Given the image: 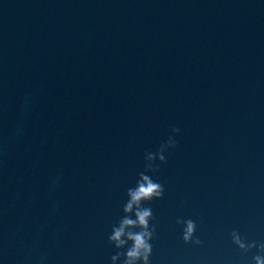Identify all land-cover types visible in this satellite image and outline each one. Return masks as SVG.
<instances>
[{"label": "water", "instance_id": "water-1", "mask_svg": "<svg viewBox=\"0 0 264 264\" xmlns=\"http://www.w3.org/2000/svg\"><path fill=\"white\" fill-rule=\"evenodd\" d=\"M172 127L150 264H254L230 233L264 241V0H0V264H111Z\"/></svg>", "mask_w": 264, "mask_h": 264}, {"label": "clouds", "instance_id": "clouds-1", "mask_svg": "<svg viewBox=\"0 0 264 264\" xmlns=\"http://www.w3.org/2000/svg\"><path fill=\"white\" fill-rule=\"evenodd\" d=\"M180 129L171 128L172 135L161 143L155 153L146 151L144 154V171L138 174L135 187H130L126 191L127 200L123 205L124 215L111 227V232L107 237L108 243L113 245L117 251L110 257L111 264H150L152 253L151 241L155 237L156 225L150 224L154 216L150 207L145 206V202L154 199H160L164 193V187L161 183L153 180L152 176L147 174L155 172L159 165L166 163L165 152L174 149L177 141L174 138L179 134ZM134 216V218H132ZM177 224H182L181 239L185 244L202 245L203 241L196 237V223L192 219L177 218ZM231 241L242 252H248L255 248L257 254L252 256L254 264H264V241L245 242V239L237 230L230 233ZM124 249V251H119ZM123 257V259H121Z\"/></svg>", "mask_w": 264, "mask_h": 264}]
</instances>
